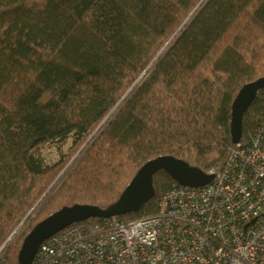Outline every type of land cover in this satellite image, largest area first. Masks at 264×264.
Masks as SVG:
<instances>
[{"label": "trees", "instance_id": "obj_1", "mask_svg": "<svg viewBox=\"0 0 264 264\" xmlns=\"http://www.w3.org/2000/svg\"><path fill=\"white\" fill-rule=\"evenodd\" d=\"M260 77L264 0H0L6 259L18 264L23 237L61 207L115 202L148 160L170 155L205 173L222 164L234 147L232 101ZM263 126L264 88L243 114L239 142ZM68 140L57 161L42 162V149ZM152 184L151 199L117 217L152 214L179 186L163 171Z\"/></svg>", "mask_w": 264, "mask_h": 264}, {"label": "built area", "instance_id": "obj_2", "mask_svg": "<svg viewBox=\"0 0 264 264\" xmlns=\"http://www.w3.org/2000/svg\"><path fill=\"white\" fill-rule=\"evenodd\" d=\"M206 173L204 186L164 191L152 214L62 229L31 264H264V126Z\"/></svg>", "mask_w": 264, "mask_h": 264}, {"label": "water", "instance_id": "obj_3", "mask_svg": "<svg viewBox=\"0 0 264 264\" xmlns=\"http://www.w3.org/2000/svg\"><path fill=\"white\" fill-rule=\"evenodd\" d=\"M264 88V77L244 84L231 104L229 133L231 142L240 141L242 117L257 91ZM159 171L166 172L178 185L200 187L208 184L213 175L191 166L182 159L161 155L144 163L121 192L118 199L101 209L88 204L63 206L37 222L23 237L17 255L18 264H31L39 245L62 229L91 218H109L137 212L154 194L153 176Z\"/></svg>", "mask_w": 264, "mask_h": 264}, {"label": "rangeland", "instance_id": "obj_4", "mask_svg": "<svg viewBox=\"0 0 264 264\" xmlns=\"http://www.w3.org/2000/svg\"><path fill=\"white\" fill-rule=\"evenodd\" d=\"M70 145V141H66V143L62 146H60L59 148L54 146V145H49V146H46L44 149L41 150L39 156H40V159L42 160V162L44 164H52L54 163L55 161L58 160L59 156H60V150L62 152H66L68 147ZM78 152H76L72 158L70 159V162L77 156ZM44 203H42L38 208L37 210L28 218V220L26 222L25 219H27V217H25L21 222L20 224L17 226V228L14 230V236L12 238V240H10V243L9 245L18 237L20 236V234L23 233V231L25 229L28 228V225L31 223V221L33 220V218L36 216L37 212L40 210V208L42 207ZM12 234V235H13ZM12 235L10 236V238L12 237ZM8 246H6V249H7ZM6 252V251H5Z\"/></svg>", "mask_w": 264, "mask_h": 264}]
</instances>
